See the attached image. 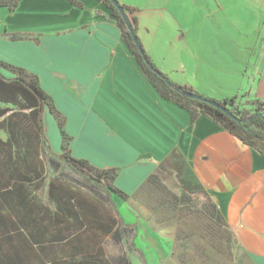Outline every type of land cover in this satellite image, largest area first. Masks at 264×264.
I'll return each instance as SVG.
<instances>
[{"label":"crops","instance_id":"0c3cea01","mask_svg":"<svg viewBox=\"0 0 264 264\" xmlns=\"http://www.w3.org/2000/svg\"><path fill=\"white\" fill-rule=\"evenodd\" d=\"M81 2L83 8L66 0H20L13 11L0 7V60L37 76L65 118L74 157L95 168H120L114 184L128 199L110 196L118 215L120 203L139 213L160 208L157 202L168 192L145 185L152 173L158 181L185 183L188 191H197L191 209L211 212V220L202 216L203 227L164 242L167 256L187 259L198 246L213 248L224 224L239 251L233 264H264V142H244L202 114L191 121L189 110L162 98L147 80L112 10L98 0ZM120 2L136 8L128 17L135 19L144 49L176 86L220 102L236 96L238 108L250 113L264 104V40L258 47L264 1ZM254 4L258 20L254 43H248L242 29ZM158 38L163 62L157 63L150 47ZM168 60L181 68L180 77L163 66ZM42 121L51 127L46 133L49 156L58 160L61 135L47 108ZM162 166L161 175L157 168ZM0 178V264H51L55 250L86 252L93 230L58 211L59 199L47 196L48 179L39 191L34 181ZM23 188L29 190L26 197ZM181 207L170 208L176 220ZM125 222L118 216L112 233L102 237L105 251V241L118 246L137 226Z\"/></svg>","mask_w":264,"mask_h":264},{"label":"trees","instance_id":"16d2710c","mask_svg":"<svg viewBox=\"0 0 264 264\" xmlns=\"http://www.w3.org/2000/svg\"><path fill=\"white\" fill-rule=\"evenodd\" d=\"M19 1L0 0V7L3 6L13 11ZM66 1L75 7L83 8L81 0ZM98 1L112 10L115 25L121 31L122 39L128 45V49L137 60V64L148 78L147 80L157 89L162 98L172 100L178 106L189 110L191 121L202 114L244 142L251 144L255 141L264 142V104L257 105L253 113L246 112L238 108L236 96L220 102L205 97L188 86H176L165 74L163 77H159L158 74L146 67L128 34L124 21L111 2L109 0ZM120 5L127 15L134 14L136 11L135 7L121 3ZM130 20L136 34L135 19L130 17ZM138 40L140 41L139 38ZM146 56L151 61L147 54ZM1 70L7 75L2 74ZM164 77L169 79L170 84L164 81ZM180 91H189L219 102L232 115L244 121L237 122L219 108L205 103V101L189 99ZM45 108L56 120L61 135V151L56 155L58 160L49 156L50 148L44 135L42 121ZM64 124V116L55 108L52 98L41 88L37 76L21 67L0 60V132L3 131L6 135L4 139L0 136V176L5 174L7 182L20 181L23 184H29L34 181L36 182L34 188L39 191L43 182L48 179L47 196L59 199L60 202L56 205L58 211L66 216L77 217L81 226L86 223L87 228L93 230V234L89 236V242L85 243L86 252L55 250V261L51 264H133L123 256L108 254L102 243V237L112 233L119 216L110 196L113 194L124 201L128 199V195L114 184L120 168H95L87 160L74 157L70 150L72 137L66 133ZM61 166L66 167L67 170L64 171ZM157 170L158 174L165 173L163 166ZM75 175H78L79 178ZM1 180L3 179L0 178ZM145 185H154L157 190L168 192L166 197L158 202L160 208L173 209L174 205L177 209V205L182 204L180 209L183 211L195 212L191 209L195 206L191 202L193 198L191 195L197 191H188L185 183L181 185L169 179H165L163 182L158 181V175L152 173L147 178ZM179 190H181L180 194H178ZM101 191L104 192V195L100 193ZM28 192L27 188H23V197H26ZM206 204L211 205L209 199ZM199 212L200 217L203 216L207 220H211V212L203 210H199ZM221 228L225 230L228 235L227 240L231 243L230 232L224 224L221 225ZM116 235L118 234H114L112 237L115 238ZM81 244L84 245L83 242Z\"/></svg>","mask_w":264,"mask_h":264},{"label":"rangeland","instance_id":"374dc122","mask_svg":"<svg viewBox=\"0 0 264 264\" xmlns=\"http://www.w3.org/2000/svg\"><path fill=\"white\" fill-rule=\"evenodd\" d=\"M119 3L124 4L117 0ZM129 2H135V4H142L141 2L143 0H127ZM264 1V0H260ZM133 4V3H132ZM126 5V4H124ZM134 7V6H133ZM250 11V9H249ZM259 11V6L256 4L253 5V9L251 11V15L247 19V26L244 27L242 30L246 31L244 35H242L243 40H247L248 43H254L255 35L253 33V29L257 23V16L256 12ZM262 15L264 16V4L262 5ZM0 28H3L2 25H0ZM138 38L140 39L139 35L136 33ZM245 35H248L246 38ZM246 38V39H245ZM264 40V32L259 36L258 38V47L262 45V41ZM140 42L144 47V43L142 39H140ZM152 44V47H150L151 54L153 55L155 61L163 62L161 59L162 57V51H161V42L159 41V38L156 39ZM144 52L149 56V54L144 49ZM170 59V58H169ZM152 61V60H151ZM154 63V66L159 69L158 66H156V63ZM163 66L168 70L171 69V67L174 69V73L177 75V77L181 76V68H175L176 61L171 60L167 61V63ZM160 72L165 74L162 70L159 69ZM170 72V71H167ZM2 74H6V72H2ZM168 75L170 73H167ZM166 75V74H165ZM167 78H169L166 75ZM250 109L245 110L246 112H249ZM50 128H47V124L44 123L43 131L46 139L49 137L46 133H50ZM0 136L4 139L6 137L5 133L3 131L0 132ZM48 141V140H47ZM165 177V175L161 176ZM112 198L114 196L112 195ZM121 200V198H119ZM152 201V198H149V202ZM158 203V202H157ZM156 203V204H157ZM123 206V207H122ZM119 207V217L123 220H126L124 224L126 225H132L134 222L137 223V226H131L129 230V236L124 241L121 242L118 246H110V241H105V244H107V253L113 254L117 256H123L130 261H132L133 264H233L235 262V257L239 256L237 255L239 253L238 249L228 242L227 238L228 235L225 232V230L217 231V237L215 240V243L213 244V248H201L196 247L194 249H191L192 251L190 254H187L188 258H170L165 254L166 246L164 242H168L169 238H180L185 237L186 230L189 228L195 229L196 226L203 227L202 221H204L199 216V211L194 210V213H188L186 211L180 210V215L175 214L179 216L178 220L174 219L173 213L171 212L170 208L161 207L155 211L151 206H149V209H152L153 211H143V213H139L137 211L129 210L126 206L118 204ZM127 209V211H126ZM133 209L134 206H133ZM135 220V221H134ZM134 221V222H133ZM196 223V224H194ZM194 224V225H193ZM209 226L206 224V233H205V239L209 240L212 236L209 237L210 233ZM145 232V233H143ZM177 249V247L175 248ZM179 250V249H177ZM122 253L125 254H114V253ZM177 255V253H176Z\"/></svg>","mask_w":264,"mask_h":264},{"label":"water","instance_id":"95a60500","mask_svg":"<svg viewBox=\"0 0 264 264\" xmlns=\"http://www.w3.org/2000/svg\"><path fill=\"white\" fill-rule=\"evenodd\" d=\"M111 2V4L113 5V7L117 10V12L119 13L120 17L122 18V20L124 21L127 29H128V34L130 35L136 50L138 51V53L141 55L143 62L145 63L146 67L155 72L156 74H158L159 77H163V73L159 71L158 68H156L155 66H153V63L147 59L146 54L144 53V49L143 46L141 44V42L138 40L137 35L135 34V30L133 27V23L132 21L129 19V15H127V13H125L122 9V6L120 5V3L117 0H109ZM164 81L168 84H170L169 79H167L166 77H164ZM178 89V88H176ZM183 95H185L186 97H189V99H194V100H199V101H205V103H208L212 106H215L217 108H219L221 111H223L224 113L228 114L232 119L236 120L237 122H243L244 120H240L238 118H236L235 115H232L223 105H221L219 102H215L213 100L207 99L204 96L195 94V93H191L189 91H180Z\"/></svg>","mask_w":264,"mask_h":264}]
</instances>
